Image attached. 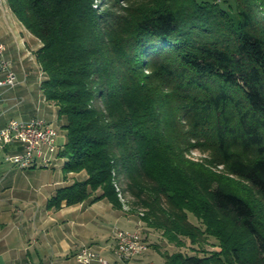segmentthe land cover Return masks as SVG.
Wrapping results in <instances>:
<instances>
[{"label": "trees", "instance_id": "trees-1", "mask_svg": "<svg viewBox=\"0 0 264 264\" xmlns=\"http://www.w3.org/2000/svg\"><path fill=\"white\" fill-rule=\"evenodd\" d=\"M7 3L41 42L40 89L66 121L63 175L86 174L47 209L91 199L122 210V187L128 215L143 210L168 243L197 246L161 252L165 264H264V0ZM193 149L262 209L187 158Z\"/></svg>", "mask_w": 264, "mask_h": 264}, {"label": "crops", "instance_id": "crops-1", "mask_svg": "<svg viewBox=\"0 0 264 264\" xmlns=\"http://www.w3.org/2000/svg\"><path fill=\"white\" fill-rule=\"evenodd\" d=\"M0 42L6 44V56L16 77L13 87H0V129L10 120L43 119L58 132L56 156L44 148L49 158L47 166L19 168L9 157L22 153L23 146L0 143V264H76L74 255L83 245L111 260L114 229L106 234L93 229L101 225L97 222L114 221L117 225L124 221L122 228L134 230L138 222L133 216L113 208L106 200L91 203L88 199L74 206L62 203L58 210L46 207L59 188L83 181L86 174L63 175L65 159L57 153L66 142V121L58 117L57 106L46 101L40 89L45 74L35 53L41 42L16 18L7 0H0ZM56 157L60 165L53 164ZM141 235L145 238L142 231Z\"/></svg>", "mask_w": 264, "mask_h": 264}, {"label": "built area", "instance_id": "built-area-1", "mask_svg": "<svg viewBox=\"0 0 264 264\" xmlns=\"http://www.w3.org/2000/svg\"><path fill=\"white\" fill-rule=\"evenodd\" d=\"M6 49V44L0 42V87H13L16 84V77L11 62L6 56ZM57 133L53 125L43 119H31L26 122L10 120L0 129V143H20L23 146L22 153L9 157L10 161L19 168H29L37 164L47 166L49 158L46 153L57 151ZM37 160H40V163H37ZM146 244L138 224L134 230L116 227L111 260L86 245L78 249L74 259L76 264H130L132 258L144 254L143 245Z\"/></svg>", "mask_w": 264, "mask_h": 264}, {"label": "rangeland", "instance_id": "rangeland-1", "mask_svg": "<svg viewBox=\"0 0 264 264\" xmlns=\"http://www.w3.org/2000/svg\"><path fill=\"white\" fill-rule=\"evenodd\" d=\"M201 1V0H198ZM220 1V0H217ZM103 0H94V7L99 8L100 5L102 4ZM122 3V2H121ZM125 5V4H123ZM54 124L56 125V123L54 122ZM54 154V153H52ZM56 155L54 154V157ZM186 157L189 158L190 160L194 161L195 163L201 165L205 170H207L208 172H210L211 174L214 175V177L218 180V182L220 181H224L225 183L228 184V186H230L231 188H233L236 192H238L240 195L246 196L250 201L251 204L254 207H258L260 209H262V205L260 202V199L257 195V193L254 191V189L252 187H250L245 181L239 179L238 177H235L231 174H229L226 170L224 165H222L218 160L216 161L210 151L208 150H197V149H193L188 151V153L186 154ZM59 159L56 157L53 161V164H59L60 162L58 161ZM60 165V164H59ZM55 168V166H52ZM58 172V170H56V172H54V174L56 175V173ZM47 173H51L50 171ZM226 184V185H227ZM116 189L118 191V197L119 200L122 204V211L125 213H128L131 203L133 201V199L129 196V195H124L121 194L123 188H119L116 186ZM78 205V204H77ZM143 210H139L138 214L136 215H129V216H133L134 220L138 222L140 233L142 231L143 235H145V240L148 244V250L140 255V256H136L134 258H132L130 260V264H165V260L161 254V252L167 251L168 253H173L176 251H183L186 252L188 254L193 253L192 252V248L193 249H198L197 246H192L190 245V243L185 240V247L179 249L176 246H174L173 244L168 243L161 235V232L159 231H155L152 229L147 228V226L142 223L139 219L140 215H142L141 213H143ZM192 222L199 224L198 221H196L194 218H190ZM125 221L127 219H124ZM101 225H97V229H93V231L95 230V232H101L103 234H106V231L110 230L111 228L115 230L116 227H121L123 225V223L125 224L124 221H120L119 223H117V225H114V221L108 222V223H103V222H97ZM113 226V227H112ZM93 228V227H92ZM209 244H206L203 246V249L206 251H212L215 247L213 246L215 243L214 239H209L208 240ZM89 246V245H86Z\"/></svg>", "mask_w": 264, "mask_h": 264}, {"label": "bare ground", "instance_id": "bare-ground-1", "mask_svg": "<svg viewBox=\"0 0 264 264\" xmlns=\"http://www.w3.org/2000/svg\"><path fill=\"white\" fill-rule=\"evenodd\" d=\"M54 131H57V129L53 126ZM148 250V245H143V253H145Z\"/></svg>", "mask_w": 264, "mask_h": 264}]
</instances>
